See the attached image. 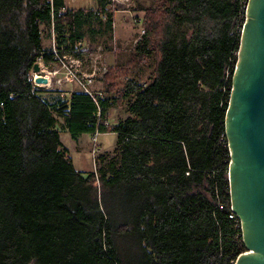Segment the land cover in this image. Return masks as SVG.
<instances>
[{
  "label": "trees",
  "instance_id": "1",
  "mask_svg": "<svg viewBox=\"0 0 264 264\" xmlns=\"http://www.w3.org/2000/svg\"><path fill=\"white\" fill-rule=\"evenodd\" d=\"M247 2L158 0L136 46L155 53L154 74L121 69L118 87L111 66L104 95L77 84L66 101L34 82L36 61L58 60L44 31L58 54H87L120 5L0 0V264H234L225 114ZM114 106L128 116L109 124ZM61 130L114 131L119 157L79 171Z\"/></svg>",
  "mask_w": 264,
  "mask_h": 264
},
{
  "label": "water",
  "instance_id": "2",
  "mask_svg": "<svg viewBox=\"0 0 264 264\" xmlns=\"http://www.w3.org/2000/svg\"><path fill=\"white\" fill-rule=\"evenodd\" d=\"M36 61L33 71L39 72ZM35 83H48L37 74ZM232 211L245 245L234 264H264V0H248L225 114Z\"/></svg>",
  "mask_w": 264,
  "mask_h": 264
},
{
  "label": "rangeland",
  "instance_id": "3",
  "mask_svg": "<svg viewBox=\"0 0 264 264\" xmlns=\"http://www.w3.org/2000/svg\"><path fill=\"white\" fill-rule=\"evenodd\" d=\"M157 1L139 0L136 3V0H131L127 4L120 5V9L115 11L118 16L111 37L107 39L99 37L83 43V47L93 48V51L84 55L74 56L70 54L61 58L56 57L57 62H51L50 64H45L40 59L41 69L38 73L45 75L49 70H56L58 76L65 74L69 69L76 71L79 75L93 72L95 79L90 89L94 92H102L103 95L106 93L105 74L111 66H119L120 68L115 78L118 87L122 86L121 69L126 70L127 77L138 78L141 81L148 80L155 71V53L139 59L136 46L137 41L143 35L142 30L144 27L141 25L142 18L146 14V8L154 5ZM141 10L144 11L143 14H139ZM122 19L123 23L121 25L119 21ZM119 26L122 29L129 28V30H123L129 32L121 35V30H118ZM43 42L46 47H53L55 43L53 33L51 36L47 29L44 31ZM74 57L79 59H73ZM32 73L35 77V72L32 71ZM50 77H52L51 82L36 83L37 87L41 89L40 93L45 94L47 91L54 90L68 101L72 89L78 87L77 83L67 81L62 86L56 82L55 76L50 74ZM127 116L128 112L125 106H114L108 118L109 124H114L120 118ZM61 140L69 148L75 167L82 172L93 169L97 171H100V169L107 170L109 163L119 157L120 145L114 131L98 132L94 135L83 133L78 139H74L67 130H61Z\"/></svg>",
  "mask_w": 264,
  "mask_h": 264
},
{
  "label": "built area",
  "instance_id": "4",
  "mask_svg": "<svg viewBox=\"0 0 264 264\" xmlns=\"http://www.w3.org/2000/svg\"><path fill=\"white\" fill-rule=\"evenodd\" d=\"M131 0H110V2L114 5H122V4H127L128 2H130ZM119 8H116V10H119ZM115 10V11H116ZM101 17L106 20L107 19V14L105 13H100ZM114 18V16H113ZM142 21H143V18H142ZM142 26V25H141ZM115 27V22L113 20V23H112V28L114 29ZM143 27V26H142ZM145 32V29L143 28L142 30V33ZM53 50L54 52L56 53V57L57 58H61V57H65V55H70V54H64V55H60L57 53V50H56V47H55V43L53 44ZM72 56V55H71ZM73 59H79V58H76L74 57ZM56 70H49L47 72V74H45L47 77H48V82H51L52 81V77H50V74H52L53 76H57L58 74V71ZM94 79H95V74L93 72L91 73H83L81 75H79L76 71H73L72 69H69L67 72H65V74L63 75H58L56 77V82H58L59 84H61L62 86L66 84L67 81H74L78 84L79 88L90 93V94H102V92H94L93 90L90 89L92 83L94 82ZM35 82V81H34ZM104 124H108V121L107 120H104L103 121ZM98 133V132H97ZM230 216H234V213H231Z\"/></svg>",
  "mask_w": 264,
  "mask_h": 264
},
{
  "label": "crops",
  "instance_id": "5",
  "mask_svg": "<svg viewBox=\"0 0 264 264\" xmlns=\"http://www.w3.org/2000/svg\"><path fill=\"white\" fill-rule=\"evenodd\" d=\"M137 1L139 0H136V3ZM66 4L70 7H85V8H96L98 6V0H66ZM142 12V13H141ZM143 10L140 11L139 14H143ZM118 14L116 15L114 13V22L116 21V18H117ZM143 19H144V16H143ZM118 21V19H117ZM123 23V19L119 21V24L122 25ZM116 25V24H115ZM135 25V24H134ZM131 28V26H130ZM96 30L95 32V37L96 38H99V37H102V38H109L111 36V32L109 29H106L104 26H97L94 31ZM118 30H121V35H123L124 33H128L129 31H123V30H129V28H126V29H122L120 26L118 27ZM85 42H88V41H84L83 43Z\"/></svg>",
  "mask_w": 264,
  "mask_h": 264
},
{
  "label": "bare ground",
  "instance_id": "6",
  "mask_svg": "<svg viewBox=\"0 0 264 264\" xmlns=\"http://www.w3.org/2000/svg\"><path fill=\"white\" fill-rule=\"evenodd\" d=\"M35 72V71H34ZM40 72V71H39ZM37 74H39L38 72H35V76L37 75Z\"/></svg>",
  "mask_w": 264,
  "mask_h": 264
}]
</instances>
